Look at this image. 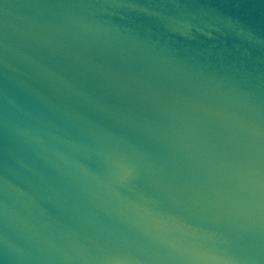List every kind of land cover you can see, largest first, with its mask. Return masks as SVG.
<instances>
[{
    "label": "water",
    "instance_id": "1",
    "mask_svg": "<svg viewBox=\"0 0 264 264\" xmlns=\"http://www.w3.org/2000/svg\"><path fill=\"white\" fill-rule=\"evenodd\" d=\"M0 264H264V0H0Z\"/></svg>",
    "mask_w": 264,
    "mask_h": 264
}]
</instances>
